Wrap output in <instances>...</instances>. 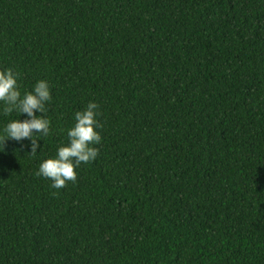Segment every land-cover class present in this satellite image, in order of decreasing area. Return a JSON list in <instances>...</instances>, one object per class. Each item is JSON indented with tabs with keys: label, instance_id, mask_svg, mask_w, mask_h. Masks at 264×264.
I'll return each instance as SVG.
<instances>
[{
	"label": "trees",
	"instance_id": "obj_1",
	"mask_svg": "<svg viewBox=\"0 0 264 264\" xmlns=\"http://www.w3.org/2000/svg\"><path fill=\"white\" fill-rule=\"evenodd\" d=\"M5 68L52 100L36 156L0 144V264H264V0H0ZM89 101L99 154L53 189Z\"/></svg>",
	"mask_w": 264,
	"mask_h": 264
},
{
	"label": "clouds",
	"instance_id": "obj_2",
	"mask_svg": "<svg viewBox=\"0 0 264 264\" xmlns=\"http://www.w3.org/2000/svg\"><path fill=\"white\" fill-rule=\"evenodd\" d=\"M19 79V74L11 68L0 70V115L8 117L16 113L19 116L0 128V144L28 140L27 155L36 156L42 149L38 137L50 133L51 120L46 105L52 100L51 86L47 80H37L31 91L22 92ZM98 115L99 105L92 101L75 112L74 123L66 131L67 144L58 146L53 157L42 160L35 175L50 180V187L57 190L68 182L75 183L76 169L81 164L91 163L99 154L96 145L101 143L102 137Z\"/></svg>",
	"mask_w": 264,
	"mask_h": 264
}]
</instances>
